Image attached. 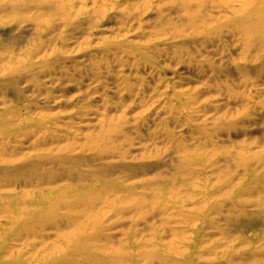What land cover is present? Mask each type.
I'll return each mask as SVG.
<instances>
[{
	"label": "rangeland",
	"instance_id": "rangeland-1",
	"mask_svg": "<svg viewBox=\"0 0 264 264\" xmlns=\"http://www.w3.org/2000/svg\"><path fill=\"white\" fill-rule=\"evenodd\" d=\"M24 1L0 0V67H18L15 77L0 75V264H264V166L258 164L264 159V46L256 54L244 50L241 57L235 31L227 29L230 17L222 13L209 26V33L222 30V43L205 49L183 44L177 45L179 50L159 47V55L150 49L155 67L142 68L133 87L141 85L151 92L170 83L185 91L192 108L189 114L200 119L197 123L204 129L189 128L184 121L160 122L150 127V139L142 132L131 137L133 144H142L130 152L131 157L107 162L114 171L128 167L144 176L128 182L94 176L95 181L85 183L75 173L82 168L86 171L88 162L91 166L106 163L100 159L112 147L110 143H98L96 148L94 141L81 140L33 147L23 139L42 117H63L62 121L81 107L82 112L89 108L83 121L98 125L102 97L108 95L110 103L119 101L112 94L115 75L104 73L101 81H85L73 88L58 87L56 79L67 80L51 75L54 80L48 84L45 72L59 65L53 63L58 62L57 45L71 51L77 45L71 38H79L75 35L79 31L64 22L58 2L62 0ZM72 1V21H80V28L83 25L89 33L93 26L82 24L83 18L117 0ZM57 3L60 10L53 11L50 6ZM103 27L109 32L98 34L111 36L113 24L107 22ZM47 40H51L48 45L44 44ZM40 44L52 50L47 49L43 59L44 50L30 61L33 49L42 48L37 49ZM74 60L77 57L66 67ZM242 68L250 76L243 77ZM42 83L52 90L47 104V90L37 93ZM88 83L99 87L89 91ZM252 84L257 94L248 92ZM105 85L108 90L103 92ZM205 86L207 90H202ZM12 91L18 93L10 101ZM86 92L98 94L79 100ZM249 94L256 102L260 98L261 116L225 127L247 112V107H240L244 105L241 98ZM59 98L73 103L65 107L51 102ZM132 111L124 113L125 119L131 121L138 115ZM204 119H209L207 124H201ZM113 122L121 126L117 119ZM173 131L174 137L162 141L166 144L157 140L153 148L151 141ZM37 137L42 138L40 133ZM63 148L66 153L72 151L71 155L84 152V157L70 156V160L60 151ZM175 150L192 156L190 170L170 164L177 157ZM137 163L149 169L138 172ZM130 186L135 189L123 193Z\"/></svg>",
	"mask_w": 264,
	"mask_h": 264
},
{
	"label": "bare ground",
	"instance_id": "bare-ground-1",
	"mask_svg": "<svg viewBox=\"0 0 264 264\" xmlns=\"http://www.w3.org/2000/svg\"><path fill=\"white\" fill-rule=\"evenodd\" d=\"M18 1L22 4L25 2L24 0ZM58 2H60L63 7L64 22L66 24H73V29L77 26V32H79L75 35L79 36V38H71V41L73 39L74 42L77 43L71 51H69V47V50H67L66 46L57 45L58 62L54 60L53 63L59 65L57 68L45 72L48 74V84L54 80L51 78V75H58L67 80V82L65 81V83H63L60 79H56V81L59 82L58 87L64 84L69 88H73L76 84L80 85L85 81H101L104 73L106 75L113 73L115 77H113L112 80L114 81V91L112 94L118 95L120 98L119 101L110 103L108 95L102 97L101 110H103V112L101 114V120L98 121V125H90L87 124L88 122L85 120L83 121L86 115H89V108L86 107L88 110L84 113L86 108L82 112L83 108L81 107L78 111H72L69 117H65L62 121L59 119L63 117H55L54 119L42 117L35 126L29 128L23 140L33 147L39 144L45 147H52L54 145L57 147L63 142L70 143L81 140L86 142L94 141L96 148L98 143H110L112 147L109 148V150L102 155L103 158L100 159L101 161L106 160V163L91 166L88 162L87 166L89 168H87L86 171L84 168H80L81 171L75 173V177L81 179V181L85 183H91L93 180L95 181L97 177L95 178L94 176L115 177L116 180L121 182H128L131 178L144 176L142 173H136L128 167H121L117 171H114L111 163L107 162L109 160L123 159L126 156L131 157V155H129L130 152L135 150V147L140 148L142 145L141 142L133 144L131 142V137L142 132V134L150 139L152 135L150 134V127L157 126L160 122L168 121L176 124L184 121L189 128L195 130H199L202 126L197 123L200 119L189 114L188 108L191 110L192 108L191 106L188 107L189 103L186 97L189 95L185 91L177 90L170 83L163 85V88L160 90L158 88H153L151 92L144 90L141 85L139 89L133 87L132 82L138 80L139 72L142 68L144 70V68H147V65L151 68L155 67V57L152 55L154 53H151L150 49L157 52V55H159V47L164 48V50L166 48L179 50L177 45L183 44L191 45L193 48L205 49L207 45H213L215 42L222 43L224 38V36L221 35L222 30L217 31L218 33H209L210 23L221 19L222 13L230 17L226 23L227 29H229V31H235L233 37L236 38V41L239 42L238 44L242 48L241 57L244 56V50L251 53L252 49V53L256 54L257 48L264 46V0H226L228 3H225V0H117L113 5L103 6L97 10L94 9L92 15L83 18L82 24L89 27L93 26L92 28H88L89 33L87 29L82 28V24L80 28V21H72L70 14L73 13L74 2L72 0H62ZM83 3L84 2H82V4ZM59 7V3L50 6L53 11H59ZM225 15H223L224 17H222V19L225 18ZM107 22L113 24V30L110 31L111 36L104 37L102 34H98V32H109L107 28H101V26ZM187 32L189 33L186 34ZM47 43H51V40L44 41V44L48 45ZM44 44L38 45L37 49ZM47 49H50V47L44 46V48L42 47L39 50L33 49L34 52L33 50L31 51L33 53L29 52L31 54L30 57L27 58L31 61L38 57L44 50L43 59L46 56V52H48ZM174 53H177V51ZM72 57H77V61L74 60L69 64V67H66V64L72 60ZM22 66L25 67V63H22ZM17 72L18 67L14 68L13 64H11L10 67L5 65L0 67V75L2 77L4 75L15 77ZM239 73L243 77L250 76L247 68H242ZM252 79L256 83V77ZM245 80L246 78H244V82ZM43 83L37 90V93L39 94L40 90H47L45 94L47 104L52 90ZM87 86L89 91H96L99 84L96 88L91 87L89 83ZM208 87L211 89V86ZM245 87H247V85H245ZM204 89L207 90L206 86L202 88V90ZM107 90V86L105 85L103 92ZM88 92H86V97H78V99L84 101L88 99L89 96L98 94L97 92L92 94ZM248 92L257 94V86L255 84L250 85ZM17 93V91H12L8 99L11 101V98H14V96L17 97ZM248 96L249 97L245 96L241 98L244 105L240 107L242 109L247 107V112L243 116L227 122L225 127L236 126L237 124L257 119L261 116V110H258L257 107L260 98H258V102H256L254 97L251 98V94ZM51 102L54 104L56 103L58 106L63 105L65 107L73 103L63 102L61 98H59V101L57 99ZM75 102H77V100H75L74 103ZM117 104H119V106H117ZM129 110H133L131 113L138 112V115L133 117L131 121L125 119L124 114ZM112 113H122L124 115L116 118L109 115ZM159 113L163 115L158 116ZM94 115H98L97 110ZM74 119L77 123H73ZM92 119L96 121V118ZM115 119L120 122V127L114 125L113 121ZM208 120L209 119H204L201 124H207ZM97 129L98 132L93 134ZM39 133L42 137L41 140L37 137ZM174 135L175 133L173 131L169 134H164L163 137H156L155 139L153 137L154 140L153 142L151 141V145L156 149L155 145L157 144V140L160 142L158 144H166L167 141H162L168 140L174 137ZM120 141H130V143L128 145L119 144ZM146 149L147 148H145V150ZM65 150H67V148L60 149V151L68 155L69 158L70 156L83 158L84 156L82 155L85 154L84 152H80L71 155L73 153L72 151H67V154ZM48 151L50 152L51 148H49ZM88 151L90 156L92 148H88ZM186 151L188 150L186 149ZM175 152L177 157L175 159L172 158L170 164L175 162L177 167H184L189 170L194 166V160L192 156L190 157L189 154L187 155V152L179 150H175ZM135 158L136 157H133L132 161L138 162V159ZM141 164L142 163H137L136 165V170L138 172L147 171L149 169V166ZM258 164L263 167L264 159L260 160ZM141 188L144 189L145 187L142 185ZM133 189H135V186H130L123 193L127 194Z\"/></svg>",
	"mask_w": 264,
	"mask_h": 264
}]
</instances>
